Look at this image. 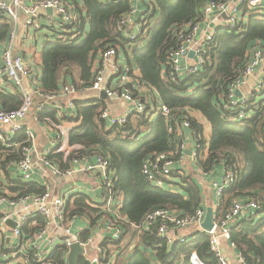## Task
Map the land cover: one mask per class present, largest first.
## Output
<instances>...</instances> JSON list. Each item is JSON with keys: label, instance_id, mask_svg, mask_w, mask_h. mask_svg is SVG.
Returning a JSON list of instances; mask_svg holds the SVG:
<instances>
[{"label": "trees", "instance_id": "obj_1", "mask_svg": "<svg viewBox=\"0 0 264 264\" xmlns=\"http://www.w3.org/2000/svg\"><path fill=\"white\" fill-rule=\"evenodd\" d=\"M69 1L75 5L79 18L84 15L90 19L91 30L86 39H81L80 42L78 39L65 44L59 39L54 44L48 42L50 45L48 44L43 55L45 77L42 79L41 89L57 91L62 86L71 84L81 88L76 85L74 78L68 77L72 76L71 70L77 68L81 77H88L91 74L89 61L94 56H90L91 50L98 53L107 46H115L117 51H123L127 57L125 62L132 70L134 67L131 64L137 65L140 83L157 90L160 102L170 108L171 117L166 121L158 115L152 120L151 114L135 113L124 124L111 125L99 119L104 104L91 103L83 111H77L74 100V115L62 112L60 118L66 122H74L67 132V146L60 150L62 139H57L58 142L47 159L61 171L71 168L75 159H91L95 155L109 159L117 198L120 195L123 198V205L118 209L123 219L116 220L111 215L108 218L112 223L117 221L116 224L124 232L118 240H109L111 243H118L128 235H136L140 242L155 250V256L162 264H174L181 255L188 257L194 250L206 264H218L216 257L209 251V238L205 232H198L189 243L177 241L168 247L155 233L139 232L133 226L140 224L145 215L157 207L191 216L201 206L197 184L190 174H183L182 169L177 170L181 192L155 187L141 172V165L146 158L158 152L169 151L173 147L176 123L188 119L196 141L194 158L197 165L203 171H208L221 162L236 168L237 180L217 199L215 216H221L234 199L253 197L260 202V216L254 220H236L231 227L230 240L241 253L244 264H264V99L255 101L252 98L251 102L254 103L249 104L247 115L242 119H237V108L222 109V103L229 97L228 85L242 74L251 49L256 45L264 49V7L248 9L242 3L240 13L243 20L238 27H215L213 39L205 46V64L202 70L186 75L174 83L167 75L169 69L166 62L168 52L176 45L174 30L186 23L200 20L201 7L205 2L225 0H154L151 4L145 3L148 9L145 27L134 39H129L116 30L117 19L131 8L130 0ZM157 8L165 11L166 17L161 25H155L151 29L143 45L140 42L145 39V28L150 16L158 13ZM82 9L85 12L83 14ZM10 27L8 18L0 16V39L9 34ZM131 31L132 27L127 28L128 33ZM163 69L166 72L164 75ZM91 79L86 85L91 83ZM21 102L22 95L18 92L8 96L0 95V109H16ZM147 106L149 109L150 106ZM188 108L200 112L208 121L209 139L203 135V126L188 115ZM53 113L54 109L45 106L37 115L43 122L48 117L58 121ZM168 125H171L172 132H169ZM56 126L55 129H58ZM146 127L150 128L149 134L144 131ZM24 130L25 128L16 135L17 141L23 139ZM0 147L10 150L1 141ZM18 156L19 150L15 149L9 151L5 159L0 157V169L4 170L6 163ZM5 177L4 187L7 192L4 194L9 196L43 194L46 190L44 185L34 179L21 180L18 175L10 176L8 171L5 172ZM86 199L87 196L83 193H74L71 201H66L64 205L66 218L71 219L80 212L90 216L91 222L95 223L96 218L106 214L100 208L101 203L94 207L87 204ZM32 221L36 224L31 228L27 225L25 232H31L45 223L41 216H36ZM66 253L67 248L61 243L57 244L52 252L53 262L65 264ZM138 264L149 263L146 260ZM180 264H188L187 258Z\"/></svg>", "mask_w": 264, "mask_h": 264}, {"label": "built area", "instance_id": "obj_2", "mask_svg": "<svg viewBox=\"0 0 264 264\" xmlns=\"http://www.w3.org/2000/svg\"><path fill=\"white\" fill-rule=\"evenodd\" d=\"M107 1V0H102ZM131 1V0H130ZM244 3L248 9L264 7V0H225L220 2L209 1L201 7V19L197 22L186 23L174 30L176 45L171 49L166 62L170 80L177 83L186 75L196 74L202 70L205 64L206 44L212 39L215 28L212 23L217 17H221L219 26L226 28L238 27L243 17L240 13V5ZM142 6V7H141ZM135 4L131 5L130 10L122 14L116 21V30L123 33L129 39L136 38L144 29L146 23L147 6ZM51 9L55 14V32L58 38L63 42H69L77 37L84 36L85 32L81 28V21L77 14L75 5L69 0H0V16H5L12 21L9 32V41L1 51L2 65L0 66V77H5L21 93L22 102L16 109H0V141L7 147L15 146L19 150V156L9 162L17 169L21 180H31L37 161L32 158V146L34 144V135L31 130L25 128L24 119L27 116L34 98H38L34 121L41 122L37 112L45 106L54 103L58 97L65 96V107L68 110L74 109V96L81 90L73 84L64 85L57 91H43L37 77L25 61L22 53L14 52V40L17 30V21L19 14L25 15L26 27H38L37 16L40 11ZM52 13V14H53ZM50 16V15H49ZM205 23L204 31L200 32L201 24ZM63 28V32L61 29ZM127 32V28H131ZM68 31L67 35L64 31ZM193 51V56L189 52ZM117 48L107 46L99 54V64L94 73L91 83L88 85L91 90L100 94L104 92L110 100H123L129 107L122 115H112L104 107L99 113V119L108 124H124L131 114H151V116H162L168 121L171 117L170 108L160 102L159 106L151 104L149 91L153 90L140 83L134 70L126 63H120L117 60ZM264 62V49L256 45L249 54V58L244 66L242 74L234 79L228 85L229 97L222 103L223 110L237 108V119H242L247 115V108L252 98H255L254 92H260L263 88L262 82L255 88L254 92H248L236 97L239 86L246 76L251 74L255 68ZM166 73V72H165ZM27 81V83H25ZM28 85V86H27ZM149 105V109L148 106ZM67 114V112H66ZM151 118V117H150ZM71 126L74 122H70ZM183 127H190L188 119H183L180 123ZM55 125H53L54 127ZM51 128L53 139L49 147L39 157L40 164L49 167L56 175L71 173L74 170L86 171L99 180V187L102 190L100 195V208L103 212L110 213L116 220L123 219L117 208V195L113 183V171L110 168L109 159L102 155H95L91 159L85 157L80 160H74L71 168L61 171L54 163L49 161L48 155L56 146L57 139L63 138L59 147L67 140L66 130ZM24 130V137L21 141L15 139L16 135ZM176 129V128H175ZM169 132H172L171 125H168ZM146 134L150 133V128L144 129ZM176 130H174L175 132ZM196 141L194 142V144ZM185 150L184 143H176L169 151L158 152L146 158L141 165V172L146 179L155 187L162 188L166 185L172 174V165L180 162ZM221 164L220 178L213 182L215 198L218 199L223 191L232 186L237 180L235 167L223 162ZM8 204L12 210L4 211L2 206ZM65 196H54L50 191L45 190L43 194H22V195H0V264H55L52 260V252L58 243L67 248L73 243H79L85 247V243L79 236L72 232L71 227L66 222L64 212ZM218 202L215 204L217 205ZM261 204L255 198L234 199L227 210L220 216L214 217L213 226L210 230L201 227L205 216V210L198 207L191 216L181 215L171 211L168 208L157 207L148 212L142 222L133 225L139 232L155 233L157 238L165 241L167 245L175 241L180 243H189L192 236H175L177 230L194 226L205 232L209 238V251L216 257L218 264H229L227 258L221 250V238L229 240L231 246L235 247L230 240L231 227L238 219L254 220L260 216ZM36 216H41L44 220L42 227H38L31 232H25V227L32 223ZM73 217H76L73 216ZM72 217V218H73ZM71 218V219H72ZM13 221L14 226L7 224V221ZM117 222V221H116ZM109 222L106 229L111 231L109 239L118 240L123 229L116 224ZM51 224H56L62 234H55ZM98 254L93 257L85 256L84 264H100V258L105 254L104 246L97 248ZM239 252V251H238ZM67 253L65 264H67ZM238 258L244 264L241 253ZM188 264H206V262L194 250L188 255Z\"/></svg>", "mask_w": 264, "mask_h": 264}, {"label": "crops", "instance_id": "obj_3", "mask_svg": "<svg viewBox=\"0 0 264 264\" xmlns=\"http://www.w3.org/2000/svg\"><path fill=\"white\" fill-rule=\"evenodd\" d=\"M154 0H131L132 4H137L141 6L144 3L151 4ZM142 7V6H141ZM159 9L157 8V12ZM82 14L85 13L84 10H81ZM80 12V16H81ZM50 15V16H49ZM83 18L80 17L81 21V28H83V31L85 32L84 36L77 37L76 39H86L88 36L90 30H91V21L87 16L82 15ZM55 14L49 13L47 11L43 12L40 11L37 16V24L38 27H26L25 26V15L20 13L19 18L17 21V30L15 34V40L13 43L14 46V52L15 53H22L25 57V61L29 64L30 68L34 72L35 76L38 79V82L40 85H42V79L45 77L44 75V68H43V55L45 52V49H48V46L50 44H54L58 39V34L55 32L54 25H55ZM201 18V17H200ZM199 18V19H200ZM9 20V19H8ZM221 17H217L215 19V22L212 23V26L215 28L216 26H219ZM10 21V24L12 26V21ZM219 23V24H218ZM58 27V26H56ZM205 23L201 24L200 32L204 31ZM59 28V27H58ZM11 29V27H10ZM61 29V32H63V28ZM68 31H64V34L67 35ZM147 40V37L143 39L141 44H145ZM9 41V34L5 36L3 39H0V66L2 65L1 60V51L3 47L6 46V44ZM61 43H66L60 40ZM50 42V44L48 43ZM68 42V41H67ZM102 41H99L101 43ZM49 44V45H48ZM98 44V43H97ZM144 47V46H142ZM93 50V49H92ZM91 50L90 56L94 55L90 62V72L88 77H81L80 71L77 68H73L71 70L72 76H68L75 79L76 85L81 87V90L77 93V95L74 96V100L76 102V109L83 111L85 108L88 107L91 103L97 104L101 103L104 104V107H106L112 115H122L129 107V105L123 101V100H110L109 98H101V93L96 94L93 90L88 88L89 86L86 85L92 75V79L94 76V73L96 71V68L99 64V52L95 54ZM122 50L120 49L117 52V60L120 63H126L125 61L121 60L120 52ZM123 52V51H122ZM124 54V53H123ZM125 56V54H124ZM128 56L131 57L130 53L128 52ZM193 56V55H192ZM190 56V57H192ZM126 57V56H125ZM127 58V57H126ZM127 64V63H126ZM134 68L135 75L137 76L139 73V70L137 68V65L135 63L131 64ZM64 71L61 72V76H63ZM164 69L162 70V75H164ZM138 78V76H137ZM264 78V62L260 64L257 68L254 69V71L245 77L241 85L239 86V94H236L237 96H240L241 94H246L248 92H254L255 88L258 87V85L261 83V80ZM91 79V80H92ZM27 83V81L25 82ZM28 86V85H27ZM263 90L261 89L260 92H254L255 101L263 100L264 99V82H262ZM153 90L149 91V99H151V104L155 103V106L160 105V97L155 88H152ZM15 92H19V90L5 77H0V95L2 96H8L9 94H13ZM38 98H34V102L32 103V106L27 114V116L24 119L25 128L28 130H31L34 135V144L32 146V158L33 160L37 161L36 167L33 173L32 179L39 182L40 184L44 185L45 189L50 191L52 195L54 196H65V202L70 200L71 196L74 193H83L87 196L86 203L90 204L91 206L97 207V205L100 203V196H97L95 193V190L99 187L95 186L92 183L91 178H87L86 180L77 179L74 180L71 184H69L70 190H68L70 193L68 195L67 191L64 194H56L55 192V181L54 178L51 176V173L49 171H52L49 167H45L43 164H40L39 157L44 153V151L49 147L50 142L53 139V131L51 128H54L52 123L54 125H60V130H66L67 128H70L71 124L70 122H66L64 120H60L61 113H66L74 115V112L68 110L65 107V101L67 98L65 96H60L57 98V100L54 103L49 104L51 109H54V117L56 116L58 121L52 120L51 118H46V122H35L34 121V114L36 110V103L38 102ZM254 103V101H253ZM188 115L191 118H194L198 123H200L203 126V135L206 139H209L210 136V125L208 121L201 115L200 112L192 110V109H186ZM158 115L151 116V119L154 120ZM55 129V128H54ZM176 131L173 134V144L176 143H184L185 144V150L183 151V156L181 158L180 162H176L172 165V174L171 177L166 185L162 187V189L169 190L171 192H181V189L178 185V182L180 180L179 176L177 174L179 169L183 170V174H190L194 182L197 184L201 196V203L200 207H202L204 210L208 206H211L214 210V217L215 216V208L217 205H215L218 201L215 198V192L213 187V182L218 181L220 178V172H221V164H216L212 169L208 171H203L196 163L194 158V152L196 143L194 144V135L193 130L190 127H183L181 124H177ZM63 140V138L61 137ZM67 142V140H66ZM66 144L64 143L62 145V150L66 148ZM8 148V147H7ZM9 149H2L0 147V157L3 159L6 157V154L9 153V151H13L16 149L15 146H9ZM5 159V158H4ZM9 172V175L14 177L18 175L17 169L13 164H9V162L6 163L5 169H0V195H4V193L7 192V189H5L4 185L6 184V177L5 172ZM81 171V170H76ZM72 173V172H71ZM64 174V173H63ZM90 174V173H89ZM56 175V174H55ZM59 176V175H57ZM53 184V186H52ZM102 193V192H101ZM65 205V204H64ZM123 205V198L120 195L119 198H117V208L118 210ZM2 210L4 211H10L12 210V206L8 204H4L2 206ZM176 213V212H175ZM179 214V213H178ZM108 215H111L110 213H106L105 215H100L98 218H96L95 223L91 222L90 216H88L85 213H77L76 217H73L72 219H68L70 217H67V214L65 215L67 224L70 225L72 232L76 233L79 238L85 243V253L87 257H93L98 254L97 248L99 246L104 245L105 247V254L101 256L100 258V264H138L143 263L146 260L149 264H162L155 256V250L145 245L144 243L139 241V237L135 235L133 237L132 235H128L125 238H123L118 243H111L109 240V236L111 231L109 229H106V225L109 222H112L109 220ZM220 217V216H219ZM9 225V224H8ZM34 226V224L30 223L28 224V228H31ZM1 227V225H0ZM51 227L54 228L55 234H62L63 232L56 224H51ZM201 230L195 228L194 226H188L187 228L177 230L175 234L176 237L178 235L180 236H192V240L196 237V234L200 232ZM191 240V241H192ZM177 241L174 242L176 244ZM179 243V242H178ZM59 244V243H58ZM167 245V244H166ZM173 244L167 245L170 247ZM221 250L224 254V256L227 258L229 264H243L240 262L238 258V250L231 246L229 240H226L225 238H221ZM183 258V259H182ZM186 258V255H181L180 258L175 261L174 264H180L182 263ZM188 261V260H187ZM85 258L83 257V254L80 258L79 264H84ZM67 263H68V253H67ZM218 263V262H217Z\"/></svg>", "mask_w": 264, "mask_h": 264}, {"label": "rangeland", "instance_id": "obj_4", "mask_svg": "<svg viewBox=\"0 0 264 264\" xmlns=\"http://www.w3.org/2000/svg\"><path fill=\"white\" fill-rule=\"evenodd\" d=\"M167 6L169 7V4H167ZM165 13H166L165 11L159 10L157 14L150 16L147 26L145 28V34H144L145 37L148 36L147 34L151 32V29H153L155 25H161L164 22V19L166 17ZM77 41L80 42L81 39H78ZM120 57L122 61H126L125 56L122 51L120 52ZM156 115L157 113H155V116ZM49 172L51 173V176L54 178V181H55L54 189H55L56 194L58 195L64 194L66 191L68 193L69 192L68 190H70L69 184H71L74 180H77V179L86 180L87 178H91L92 183L95 186H98L100 184L96 176L89 174L88 172L82 171V170L81 171L74 170L72 173H64L59 176L55 175L52 171H49ZM69 194L70 193H68V195Z\"/></svg>", "mask_w": 264, "mask_h": 264}, {"label": "water", "instance_id": "obj_5", "mask_svg": "<svg viewBox=\"0 0 264 264\" xmlns=\"http://www.w3.org/2000/svg\"><path fill=\"white\" fill-rule=\"evenodd\" d=\"M47 12H49L50 14L53 13V11L51 9H47ZM193 55V51L189 52V56ZM237 94H239V92H236ZM106 94L104 92H101V98H105ZM101 188L98 187L95 190V193L97 196L101 195ZM213 219H214V210L211 206H208L205 210V216L204 219L201 223V227L205 230H210L213 226ZM7 224H9L10 226H14V222L9 220L7 221ZM82 254H84V247L81 246L79 243H73L72 245L69 246L68 249V263L67 264H79L80 263V258L82 256Z\"/></svg>", "mask_w": 264, "mask_h": 264}]
</instances>
